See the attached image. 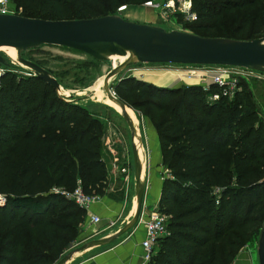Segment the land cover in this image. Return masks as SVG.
<instances>
[{
	"label": "trees",
	"instance_id": "obj_1",
	"mask_svg": "<svg viewBox=\"0 0 264 264\" xmlns=\"http://www.w3.org/2000/svg\"><path fill=\"white\" fill-rule=\"evenodd\" d=\"M10 1L22 16L58 21L112 16L149 0ZM191 1L192 23L206 20L196 28L230 25L245 40L264 35V0ZM121 82L149 97L139 107L164 114L153 128L167 174L157 212L168 235L148 264H230L264 222V122L250 92L240 86L231 99L207 102L217 87ZM100 131L84 108L60 100L40 78L0 77V264H54L68 250L86 215L66 196L79 187L102 197L107 188Z\"/></svg>",
	"mask_w": 264,
	"mask_h": 264
},
{
	"label": "rangeland",
	"instance_id": "obj_2",
	"mask_svg": "<svg viewBox=\"0 0 264 264\" xmlns=\"http://www.w3.org/2000/svg\"><path fill=\"white\" fill-rule=\"evenodd\" d=\"M7 9L12 11L14 15L31 18L22 16L20 12L15 11L10 0L8 1ZM150 11L151 9L145 12V10L141 7L130 6L126 8V10L121 14L116 13V15L120 16L126 21L160 27L165 31H182L206 38L212 35H216L215 38H228L238 41H249L260 38L253 36L249 40H245V36L243 35H246L247 33L241 34V32L237 31L229 32L228 28L230 25L225 26L222 29L220 28V30L216 29L215 32L212 30L206 31L199 27L196 28L195 26L206 22V20H203L202 18H200L199 24L197 25L196 23L194 24L192 22H186L180 18L176 21H170L169 23L167 21L162 22L157 16L151 13L152 11ZM237 14L238 18L235 20L234 25L240 24L243 12H238ZM215 27L218 26L215 25ZM229 30L234 31L235 28H230ZM0 56L7 62V69L13 71V74L16 76L25 78L33 76L28 69L18 65L13 61L12 58L15 56V54L12 55L11 52H8V50L3 51L0 49ZM20 57L36 64L40 68L47 71L54 78L60 88L58 93V98L60 100L65 103H73L81 106L99 123L101 130L100 157L107 170V188L105 190V195L114 198V200L120 199L121 201L134 197L131 146L133 144L136 148V144L131 142L129 129L123 122L120 116V111L108 104L106 101L108 98L105 96L102 90V79L108 72L117 67L122 62V60L108 59L105 61H96L74 50L45 45L34 50L22 52ZM161 69V67L150 64L128 65L116 75L110 77L107 83L111 95L121 102L125 106V109L132 113V118L134 120L132 118H130V120L132 123L134 122L135 125H133L138 131V138L140 142L137 143L141 148L143 158L145 159L142 177L143 180L145 178L144 186L146 187L145 192H147V195L150 192V182L154 179L162 180L167 175L166 170L163 167L157 164H152L151 160L149 161L147 157L149 156L150 152L152 154V151H154V146L151 148L153 136L155 134L153 133V121L156 122L162 118L164 114L161 111L156 112L155 105L149 104L139 107V105H141L142 102H145L149 97L144 93L138 94L133 91L131 83L123 84L121 81L126 78L133 77L155 87H160L150 82H163L167 79L170 80L173 78L176 81V87L184 84L188 85L189 81L186 79L170 72L161 71ZM24 74H27V76ZM244 82L246 83L245 89L250 92L249 98L253 109L256 112L258 118L264 122V82L252 79H247V81ZM240 89L241 88L239 87L236 91H234L233 94L238 93ZM135 104L136 108L133 106ZM134 139L136 138L134 137ZM158 149L159 148L157 145V155ZM138 160L141 167L140 158H138ZM141 215L142 208L140 217ZM137 226L138 225L134 226L132 229L136 228ZM87 227L88 225L86 223H83V225L80 226L78 230V236L62 256L68 254L74 249L83 246L84 244L91 242L92 240L101 239V235H98L97 230H95L93 227H88L87 229ZM83 230H87L86 236H82ZM127 232L125 234H127ZM125 234L121 235L113 243H116ZM256 243L257 240L255 243L246 245L241 250L246 253V257H253V264H257L255 254ZM107 246L108 245H104L100 248Z\"/></svg>",
	"mask_w": 264,
	"mask_h": 264
},
{
	"label": "water",
	"instance_id": "obj_3",
	"mask_svg": "<svg viewBox=\"0 0 264 264\" xmlns=\"http://www.w3.org/2000/svg\"><path fill=\"white\" fill-rule=\"evenodd\" d=\"M262 41L264 36L249 41H238L200 37L176 30L165 31L160 27L126 21L118 15L53 21L0 14V49L12 48L15 51L13 61L43 80L57 96L60 88L54 78L36 64L21 58L22 52L45 45L74 50L96 61L126 55L125 60L104 76L102 90L110 102L120 107V116L129 129L132 143L134 137L140 142L138 131L126 114L125 106L111 95L107 84L110 77L132 64L228 66L264 72V50L256 49ZM0 65L8 67L1 56ZM239 84L246 88L244 81L239 80ZM131 158L135 210L129 222L112 236L92 240L62 256L54 264H67L80 251L109 245L139 224L144 180L140 174L138 154L133 144ZM255 254L257 264H264V222L258 234Z\"/></svg>",
	"mask_w": 264,
	"mask_h": 264
},
{
	"label": "built area",
	"instance_id": "obj_4",
	"mask_svg": "<svg viewBox=\"0 0 264 264\" xmlns=\"http://www.w3.org/2000/svg\"><path fill=\"white\" fill-rule=\"evenodd\" d=\"M8 1L9 0H0L1 15L14 14L7 9ZM142 6L151 9L155 16L162 22L167 21L169 23L179 18L186 22L196 21V14L191 8V0H149L144 2ZM116 11L118 14H121L125 11V6H120ZM153 66L161 67V71L176 74L187 81L197 80L198 82H206V80H209V84H203L204 86L201 87L202 90L208 91V87L213 85L218 88L219 92L207 94V102H215L219 98L230 99L234 95V91L240 87L239 80L247 81V79H252L264 82V72L238 67L173 64H153ZM5 73H13V71L0 65V77ZM24 75L27 76V74ZM66 197L84 211H86L89 205L97 198L83 194L79 187L74 189ZM3 202L4 198L0 196V205H2ZM139 221L141 220L139 219ZM90 222L95 224L98 222V219L96 217H91ZM165 223L166 218L158 213L157 210L150 212L147 218L142 222L144 238L140 243L143 250L140 264L149 263L155 243L168 235Z\"/></svg>",
	"mask_w": 264,
	"mask_h": 264
},
{
	"label": "crops",
	"instance_id": "obj_5",
	"mask_svg": "<svg viewBox=\"0 0 264 264\" xmlns=\"http://www.w3.org/2000/svg\"><path fill=\"white\" fill-rule=\"evenodd\" d=\"M138 7L143 8L145 12L150 10L148 8L143 7L142 5ZM151 13L154 14L153 11ZM206 81L207 82H198L197 80H191L188 82V85L202 87L204 86L203 83L209 84V80ZM150 83L160 87L163 86L162 88H174L177 85L176 81L173 78L170 80L167 79L163 82L151 81ZM185 86H187V84ZM157 145V138L154 134L151 146V148L154 146V151H152V154L150 152L149 156L147 157L149 161L151 160L152 164H157L160 166V152L158 149L157 155ZM162 180L154 179L150 182L151 186L149 187L150 192L148 195L147 192H145L146 187L144 186L142 200V215L140 217L141 221H139V224L136 228L130 230L129 232H127V234L122 236V238H120L116 243H111L107 247H93L78 252L74 256V258L70 260L67 264H140V260L143 255V250L140 246V243L144 238L142 222L147 218L150 212H152L153 210H157V203L160 195ZM134 210V197L121 201L120 199L114 200V198L104 194L102 197H97L95 201L89 205V207L85 211L86 216L84 223H86L88 227H93L95 230H97L98 235H101L100 238H107L112 236L127 222H129L134 213ZM91 217H96L98 219V222L92 224L90 222ZM86 233L87 230H83L82 236H86ZM245 254V252L239 251L231 263L253 264V257H246Z\"/></svg>",
	"mask_w": 264,
	"mask_h": 264
},
{
	"label": "bare ground",
	"instance_id": "obj_6",
	"mask_svg": "<svg viewBox=\"0 0 264 264\" xmlns=\"http://www.w3.org/2000/svg\"><path fill=\"white\" fill-rule=\"evenodd\" d=\"M126 8L128 7H125V10ZM256 49H259V50H264V41H262L257 47ZM1 50H8V52H11V54H15V51L12 49V48H2ZM127 58L126 55H119V56H115V57H111L110 59H120V60H125ZM99 98V97H98ZM108 102V104L112 107H114L115 109H118V111H120V107L112 102H110L108 99L106 100ZM105 101V102H106ZM125 112L128 116H130L129 118H132V113L130 111H128L127 109H125ZM133 119V118H132ZM134 120V119H133ZM134 124V122H133ZM135 125V124H134ZM136 138V137H135ZM137 139V138H136ZM136 139H133V142L136 144V149H137V154H138V158H140V163H141V167H140V174L142 176V173H143V169H144V158H143V154H142V151H141V148L139 147Z\"/></svg>",
	"mask_w": 264,
	"mask_h": 264
}]
</instances>
